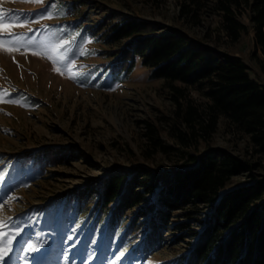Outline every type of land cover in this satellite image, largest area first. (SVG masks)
Segmentation results:
<instances>
[{"label":"trees","instance_id":"trees-1","mask_svg":"<svg viewBox=\"0 0 264 264\" xmlns=\"http://www.w3.org/2000/svg\"><path fill=\"white\" fill-rule=\"evenodd\" d=\"M223 12V24L234 42L254 28L256 50L252 55L264 72V0H215ZM83 2H65L62 17H77L69 27L49 26L47 34L55 43L63 33L71 34L65 52L76 57L86 37L88 11ZM245 10L251 25L237 16ZM107 47L103 54L111 60L90 68L102 87L123 82L139 63L150 69V77L172 84L178 104L175 123L195 126L208 114L204 127L212 133L221 116L249 136L255 155L264 158V83L251 74L245 57L214 48L203 41L190 42L175 28L156 20L104 16L91 28ZM200 86L207 108L182 102L184 85ZM15 97L27 99L22 91ZM30 98V97H29ZM32 100V98H31ZM144 147L147 159L157 166L141 164L135 170H119L104 179L94 177L84 186L64 191L42 207L19 214L17 228L35 225L42 232L53 231L59 242L73 247L80 260L87 255L90 264H102L106 257L114 264L146 260L161 248L166 234L187 244L165 264H264V173L256 171L259 162L225 148H198L195 131L181 136L180 164L165 165L151 157L173 148L161 137L162 127L146 120ZM74 146L46 147L6 157L0 152V198L19 186L46 174L49 167L75 158ZM242 175L244 179H233ZM189 237V240H185ZM132 248L119 254L125 244ZM95 254V256H93Z\"/></svg>","mask_w":264,"mask_h":264},{"label":"rangeland","instance_id":"rangeland-1","mask_svg":"<svg viewBox=\"0 0 264 264\" xmlns=\"http://www.w3.org/2000/svg\"><path fill=\"white\" fill-rule=\"evenodd\" d=\"M71 1L0 0V15L32 21L28 26L33 32L28 36L50 46L55 44L46 33L50 25L66 30L78 19L62 17L60 13L65 2ZM76 1L83 2L82 10H87L89 17L85 25H81V28L86 27V37L75 58L70 59L65 52L69 43L56 53L50 52L55 63L43 54H33L39 49L0 50V152L11 157L28 150L64 146H74L77 152L75 158L49 167L42 177L0 198V204L6 205L0 208V220L11 217L6 221L7 226L0 225V250L7 251V255L0 258V264H90L89 255L80 260L74 248L59 242L53 231L38 229L40 221L17 228L16 218L30 208L44 206L64 191L84 186L94 177L104 179L115 171L135 170L141 164L156 167L157 161L147 159L144 149L149 145L143 133L146 120L160 125L164 143L173 147L151 156L165 165L180 164L184 148L181 136L190 137L191 131H195L201 152L208 147L225 148L259 162L255 170L264 173V158L260 160L255 155L249 136L236 130L224 116L219 118L212 133L204 128L208 123L205 113L201 118L204 121L196 122L193 127L176 124L178 104L173 97L172 84L151 78L148 67L138 63L125 81L112 87L100 86L94 76L86 77V72L95 64L111 60L103 54L107 47L103 39L91 35L90 29L104 16H109L114 20L123 17L156 20L166 28L182 32L190 42L203 41L214 48L241 54L251 66L252 76L264 83V72L252 55L256 50L254 28L238 41L231 40L224 28L223 12L218 10L215 0ZM237 16L251 25L247 11L241 10ZM37 20L39 23L35 22ZM11 30L27 31L16 25H12ZM70 39H73L71 34L63 33L61 40ZM59 56L64 59H58ZM184 86L186 96L182 102L207 108L208 99L200 86ZM16 91L28 94L27 99L12 95ZM238 179L244 178L239 175L233 182ZM9 197L14 199L9 200ZM135 243L136 240L125 244L117 256L128 252ZM29 244L36 250L29 251ZM186 244L184 240L176 242L168 233L161 248L146 260L133 264L169 263ZM116 260L118 258L110 255L102 264H114Z\"/></svg>","mask_w":264,"mask_h":264},{"label":"snow or ice","instance_id":"snow-or-ice-1","mask_svg":"<svg viewBox=\"0 0 264 264\" xmlns=\"http://www.w3.org/2000/svg\"><path fill=\"white\" fill-rule=\"evenodd\" d=\"M35 2V0H34ZM47 18H51V15H49ZM32 21L24 20L20 17H17L15 15L9 17L7 15H0V50H15L19 51L21 48H24L26 50L28 49H39L38 51H33L34 55H45L48 59L53 60L55 63V58L51 53H56L58 49L64 45L68 44L69 41L66 40H60L59 42L52 44V45H45L43 42L36 41L28 36L29 33L33 32V29L28 26ZM36 23H39V21H35ZM8 24V27H3V25ZM16 25L20 28H26V32H14L11 30V26ZM58 59L63 60V56H59ZM55 71H60L59 68H54ZM69 72H71V69H68ZM73 78H75V75H73ZM10 102H17V101H10ZM14 199V197H9V200ZM5 204H0V208L5 207ZM11 220V217H7L3 220H0V225L7 226L6 221ZM6 235V234H5ZM15 238V237H13ZM7 247V246H5ZM29 251H35V246L32 244L28 245ZM0 258L2 256L7 255V251L0 250Z\"/></svg>","mask_w":264,"mask_h":264}]
</instances>
